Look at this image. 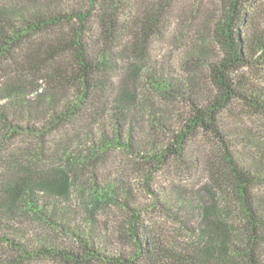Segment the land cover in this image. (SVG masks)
Instances as JSON below:
<instances>
[{
	"label": "rangeland",
	"instance_id": "obj_1",
	"mask_svg": "<svg viewBox=\"0 0 264 264\" xmlns=\"http://www.w3.org/2000/svg\"><path fill=\"white\" fill-rule=\"evenodd\" d=\"M89 2L0 0V12L22 25L38 7L56 3L86 9ZM226 12V0H95L88 44L122 46L106 51L97 79L101 88L85 102L72 90L71 100L80 102L58 129L27 131V126L44 127L52 120L58 106L51 95L57 91L44 82L42 88L24 86L19 92L0 86V111L19 126L14 132L0 125V137L15 133L0 142V234H11L28 251L48 245L80 252L87 243L104 255L128 254L134 249L128 235L133 207L145 230L181 256L201 264H251L250 249L264 264L263 108L236 100L218 115L234 162L253 176L245 199L261 221L258 241L251 238L218 139L197 129L180 157L160 166L152 159L173 142L194 108L214 94L209 64L224 55L215 25ZM240 12L235 27L241 38L264 45V0H244ZM131 30H138L135 45H145L141 61L123 47L128 41L133 45ZM253 59V66L230 74L264 99V49ZM45 176L55 180L53 189L38 181ZM27 177L34 180L12 197L10 187ZM65 177L67 187L60 190ZM21 255L0 242V264ZM21 264L64 263L35 254ZM83 264L110 263L90 259Z\"/></svg>",
	"mask_w": 264,
	"mask_h": 264
},
{
	"label": "trees",
	"instance_id": "obj_2",
	"mask_svg": "<svg viewBox=\"0 0 264 264\" xmlns=\"http://www.w3.org/2000/svg\"><path fill=\"white\" fill-rule=\"evenodd\" d=\"M89 1V7L86 9L55 5L56 3L38 7L30 12L29 16L24 17L22 25L11 22L8 18L4 19L0 12V86L2 89L8 88L12 92H19L24 86H32L34 89L42 88L39 83L44 82L47 88L57 91L56 94L51 95L58 106L53 112L52 120L44 127L27 126V131L40 134L52 127L58 129L59 124L67 122L74 115L71 113L76 112V105L80 102L75 103L71 100L72 90H78V96L85 102L93 90L101 88L102 85L97 84V79L102 62L107 55L106 51L122 46L88 44V23L95 0ZM243 1L226 0L229 12L223 14L215 25L224 55L213 59L209 64L212 83L215 87L214 94L203 106L194 108L193 114L174 134L173 142L155 151L152 159L156 160L157 166H160L166 164L170 157H180L188 137L197 129H203L218 139L224 145L223 165L232 176L233 187L240 194L247 224L252 229L251 238L258 241L257 230L261 221L253 213L250 200L245 199V193L246 196L249 195L253 176L234 162L232 154L225 146L226 141L220 130L218 118L220 111L236 100L254 109H264V99L260 94L250 89L245 80L239 77L235 79L234 75L230 74L235 69L253 66L254 56L259 54L260 49H264V45H260L261 41L255 40L256 45H252L253 40L246 42L236 31V22L239 20L237 17L241 13ZM113 26L111 23V36H113L111 31L114 32ZM141 31L143 35H147L148 29L143 28ZM137 32L138 30L130 32L133 36L131 39L133 45H130L131 41H128L129 45H123V47L133 58L141 61L144 58L145 45H135ZM261 64L264 66V63ZM9 118V115L0 111V125L4 122L5 128L16 129L14 131L16 132L19 126L12 123ZM14 134L8 133L6 136L3 132L0 142ZM42 148L44 149L45 146L43 145ZM32 173L37 174L36 171ZM220 176L221 172L218 173V177ZM27 178L25 182L16 183L10 187L12 197H19L18 193L22 192L31 180H34L31 177ZM38 181L47 189L54 188L52 184L55 180L50 176L40 177ZM63 181L59 187L60 190L67 187V177ZM130 210L132 214L128 218V235L134 249L128 254L104 255L95 250L92 244L87 245V243L83 244L80 252L48 245L37 251H28L11 234H0V242H8L14 249L22 252L21 256L10 260L9 264H21L23 260L32 259L35 254L58 257L64 264H83L90 259H100L110 264H201L195 257L181 256L163 245L155 235L145 230L138 210L133 207ZM214 248L217 251L220 250L218 247ZM233 249L237 247L234 246ZM251 253H253L252 250H247L246 254L251 255L249 257L251 264H260L256 260L257 257Z\"/></svg>",
	"mask_w": 264,
	"mask_h": 264
}]
</instances>
